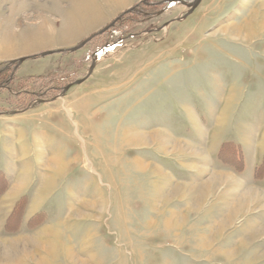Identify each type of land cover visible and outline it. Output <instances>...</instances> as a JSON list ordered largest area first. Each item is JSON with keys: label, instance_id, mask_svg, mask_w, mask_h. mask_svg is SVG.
Listing matches in <instances>:
<instances>
[{"label": "rangeland", "instance_id": "obj_1", "mask_svg": "<svg viewBox=\"0 0 264 264\" xmlns=\"http://www.w3.org/2000/svg\"><path fill=\"white\" fill-rule=\"evenodd\" d=\"M112 1L0 0V264H264V0Z\"/></svg>", "mask_w": 264, "mask_h": 264}, {"label": "crops", "instance_id": "obj_2", "mask_svg": "<svg viewBox=\"0 0 264 264\" xmlns=\"http://www.w3.org/2000/svg\"><path fill=\"white\" fill-rule=\"evenodd\" d=\"M112 1V0H111ZM113 2V1H112ZM120 3V2H119ZM119 3H117L116 4V6L119 4ZM123 3H121V5H122ZM115 5V4H114ZM120 5V6H121ZM124 5V4H123ZM214 183H211V185H213ZM229 185L231 186L232 185V183L230 184L229 183ZM229 186V187H230ZM235 190L233 191V192H235V195H238L239 196V198H240V196L245 192V191H242V193L240 192V193H237L236 191H237V189H239V186H237L236 188H234ZM246 198H240L239 199V201H243L244 203H246V202H248V200H250V199H252V197H253V194L255 193V190L254 189H251V190H249V191H246ZM237 208V207H236ZM240 208L241 207H238V209L240 210Z\"/></svg>", "mask_w": 264, "mask_h": 264}, {"label": "water", "instance_id": "obj_3", "mask_svg": "<svg viewBox=\"0 0 264 264\" xmlns=\"http://www.w3.org/2000/svg\"><path fill=\"white\" fill-rule=\"evenodd\" d=\"M177 1H179V2H181V3L185 4V5H187L188 7H190V11H189V12H193V11L198 7V5L201 3L202 0H195V1L192 2V3H187V2L184 1V0H173V2H177ZM23 61H24V58H22L19 62L21 63V62H23ZM79 82H82V81H79ZM69 87H70V86H69ZM69 87H67V88H69Z\"/></svg>", "mask_w": 264, "mask_h": 264}, {"label": "bare ground", "instance_id": "obj_4", "mask_svg": "<svg viewBox=\"0 0 264 264\" xmlns=\"http://www.w3.org/2000/svg\"><path fill=\"white\" fill-rule=\"evenodd\" d=\"M12 21H13V20H12ZM8 23H9V22H8ZM10 24H11V23H9V25H10ZM40 26H44V24H43V25L40 24ZM142 138H143V137H139L140 140H144L145 142L149 140L148 137H147V138H143V139H142ZM132 139H135V138H132ZM131 141H132V142H135V140H131ZM229 183L231 184V183H234V182H231L230 179H229ZM236 192H237V193H240V192L242 193V191L240 190V188L237 189ZM246 194H247V193L244 192V193L240 196V198H246V197H247Z\"/></svg>", "mask_w": 264, "mask_h": 264}, {"label": "trees", "instance_id": "obj_5", "mask_svg": "<svg viewBox=\"0 0 264 264\" xmlns=\"http://www.w3.org/2000/svg\"><path fill=\"white\" fill-rule=\"evenodd\" d=\"M143 4H146V6L148 5V6H150V7H153V6H154V3H151V2H149V1H147V0H146V1H143L142 5H143ZM148 6H147V7H148ZM133 11H134V8L132 9V12H133Z\"/></svg>", "mask_w": 264, "mask_h": 264}]
</instances>
